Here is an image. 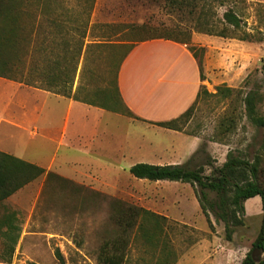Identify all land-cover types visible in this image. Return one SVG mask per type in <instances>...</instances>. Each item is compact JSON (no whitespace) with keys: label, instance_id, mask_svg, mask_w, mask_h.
Instances as JSON below:
<instances>
[{"label":"rangeland","instance_id":"1","mask_svg":"<svg viewBox=\"0 0 264 264\" xmlns=\"http://www.w3.org/2000/svg\"><path fill=\"white\" fill-rule=\"evenodd\" d=\"M65 1L61 2L64 10L86 9L79 0ZM101 2L97 11H92L91 21L100 23L93 26L90 40L98 38L111 43L115 56L124 55L137 41L175 37L198 49L196 54L202 57L205 74L206 52L200 49L203 43L198 38L209 35L197 31L196 26L201 23L202 28L212 27L215 32L225 30L228 38L213 37L224 42L217 44L215 50L227 56L220 58L222 68L218 62L214 72L208 70L212 80L211 85L206 84V90L216 94L217 84L229 87L231 83L230 88L235 91L227 98L202 92L188 122L179 131L183 137L157 125L147 126L127 116L111 115L109 118L115 117L111 124L99 125L100 130L109 128L112 136L120 133L129 136L124 141L116 138L115 144L125 143L124 150L117 148L89 155L62 149L52 170L33 181L30 192L22 193L13 205L10 203L14 211L5 217L8 228L0 231V264H59L57 252L66 264H98L100 247L118 231L112 216L129 206L168 218L165 234L167 244L176 254L175 264H241L262 227L260 197L248 200L244 225L235 227L229 240L224 223L217 220L214 212L209 210L208 216L203 213L196 187L174 181L137 179L130 174L129 165L143 163L134 162V156L143 154H127L124 162L120 152H151L155 145L163 160L180 162L189 168L205 166L206 175L222 167L229 153L250 161L264 156V128L247 119L243 102L249 91L258 92L261 98L258 112L264 116V0H196L194 8L186 7L181 15L165 6V0H138L129 6L131 9L136 6V11L116 10L110 14L102 12ZM103 2L116 9L125 4L122 0ZM140 6L144 8L139 9ZM227 11L239 16L240 29L235 30L224 21ZM244 34H249L251 40L241 41ZM242 43L248 44L253 59L247 76L238 79L235 64L229 60L230 55L244 52V47L240 48ZM103 54L114 56L109 50ZM3 93L6 92H0V98ZM230 120L235 121L233 125ZM90 130L89 123L87 131ZM127 142L141 147L130 148ZM163 146H173L174 150ZM186 152L195 153L187 159ZM206 192L210 201L216 199L215 192ZM11 248L15 249L12 254ZM146 251L142 241L134 242L127 264L149 262L151 253ZM229 253L235 254L231 261ZM157 256L159 251L153 257L154 262Z\"/></svg>","mask_w":264,"mask_h":264},{"label":"trees","instance_id":"2","mask_svg":"<svg viewBox=\"0 0 264 264\" xmlns=\"http://www.w3.org/2000/svg\"><path fill=\"white\" fill-rule=\"evenodd\" d=\"M64 1L0 0V77L139 120L125 104L118 87L121 65L134 45L124 55L115 56V46L111 43H87L96 0H79L86 8L81 11L62 9L61 2ZM195 1L165 0V6L181 15L186 7L194 8ZM223 18L233 29L241 28V19L233 11H227ZM198 25L197 31L204 34L229 37L225 30L215 32L212 27ZM152 39L186 45L198 61L201 79H205L202 57L198 58L196 54L198 49L175 37ZM240 40L250 41L251 36L244 34ZM200 49L204 52V48ZM108 50L114 56L103 54ZM234 91L222 84L216 87V94H210L202 86L197 100L202 92L227 98ZM243 102L247 119L264 128V116L258 112L261 102L258 92L249 91ZM193 106L176 119L152 124L182 131ZM234 122L230 120L231 125ZM129 172L141 180L174 181L196 187V197L203 213L208 216L209 210L214 212L217 220L224 223L229 240H232L233 229L244 225L246 202L259 196L263 211L262 227L241 264H264V156H256L250 161L229 153L224 165L214 169L210 175H206L205 166L189 168L186 165L155 166L147 163H137ZM45 173L46 170L39 166L0 152V205ZM206 191L215 192L216 199L210 201ZM112 218L118 231L100 247L98 264H127L130 249L139 240L147 248L146 253H151L149 262L143 261L142 264L176 263V254L166 240L168 218L134 206L119 210ZM11 249L12 254L15 249ZM158 251L159 256L154 262L153 257ZM57 255L59 264H66L59 252Z\"/></svg>","mask_w":264,"mask_h":264},{"label":"crops","instance_id":"3","mask_svg":"<svg viewBox=\"0 0 264 264\" xmlns=\"http://www.w3.org/2000/svg\"><path fill=\"white\" fill-rule=\"evenodd\" d=\"M100 1L103 2L104 0H96L93 11H97ZM122 1L125 4L118 9L111 8L104 2L102 6L101 2L102 12L110 14L116 10L121 12L126 9L132 12L136 11V6L132 9L129 6L135 2L138 3V0ZM143 8V6H140L139 9ZM95 12H93V16ZM96 23L98 22L90 20L89 32L92 31ZM101 25H103V22ZM139 27H143V25ZM198 41L203 43L206 52L203 63L204 76L206 77L204 80L201 79L197 59L186 45L171 40L152 38L135 42L134 48L121 65L118 74V87L125 104L139 118V120H135L136 122L154 125L152 123L176 119L193 106L202 86L211 85L210 80L212 78L209 71L214 72L218 62L219 67L222 68L223 63H221L220 58L224 55L227 56L222 51L215 50L217 44L223 45L224 42L210 35L199 37ZM86 42L108 43L104 40H98V38L96 40L88 38ZM247 45L242 43L240 48L244 47L245 50L241 54L230 55L231 59L229 61L235 64L234 72L237 74L238 79L247 76L248 70L252 66L253 58L251 53H248ZM235 81L233 82L235 83ZM223 83L226 82L223 81ZM229 85V87H232L231 83ZM2 91L6 93H3L0 98V152L32 163L49 172L56 163L62 149L89 155L95 152L117 150V148L119 151L125 149V143L119 145L115 143L118 138L124 141L125 137L129 139V136L123 133L112 136L109 128L100 130L101 124H111V119L121 116L120 114L111 113L0 77V92ZM110 116L115 117L109 118ZM89 123L91 130L88 132L87 126ZM170 132L183 137L179 132ZM131 141H135V138ZM127 145L130 148H136L137 146L135 143L130 144L128 142ZM157 147L152 146L151 149L153 150L151 152L144 150L142 152H120L122 153L121 161L125 162L128 158L127 154L133 153L143 154L134 156L136 158L134 162L144 161L143 163L155 166L183 165L180 162L163 160L157 155L162 153L157 151ZM163 147L167 150H174L173 146L170 148ZM163 153L174 154L177 152ZM194 153H188L187 159H190ZM168 158L170 157L168 156ZM112 159L114 160V158ZM134 165L130 164L129 166ZM31 186L32 183L28 184L0 205L1 232L6 231L8 228L7 218L5 217H8L14 211L10 208V203L13 205L22 193L30 192ZM17 217L20 218V214Z\"/></svg>","mask_w":264,"mask_h":264},{"label":"clouds","instance_id":"4","mask_svg":"<svg viewBox=\"0 0 264 264\" xmlns=\"http://www.w3.org/2000/svg\"><path fill=\"white\" fill-rule=\"evenodd\" d=\"M235 254L234 253H229V260L231 261V259L233 258Z\"/></svg>","mask_w":264,"mask_h":264}]
</instances>
